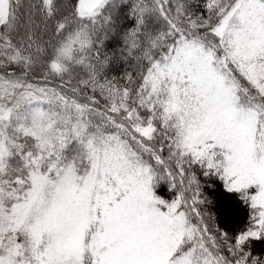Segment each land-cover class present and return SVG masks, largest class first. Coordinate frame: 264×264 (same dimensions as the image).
I'll list each match as a JSON object with an SVG mask.
<instances>
[{
    "label": "snow or ice",
    "instance_id": "snow-or-ice-1",
    "mask_svg": "<svg viewBox=\"0 0 264 264\" xmlns=\"http://www.w3.org/2000/svg\"><path fill=\"white\" fill-rule=\"evenodd\" d=\"M0 264H264V0H0Z\"/></svg>",
    "mask_w": 264,
    "mask_h": 264
},
{
    "label": "trees",
    "instance_id": "trees-1",
    "mask_svg": "<svg viewBox=\"0 0 264 264\" xmlns=\"http://www.w3.org/2000/svg\"><path fill=\"white\" fill-rule=\"evenodd\" d=\"M241 219H243V217L241 216ZM237 227L241 226L239 222H237L236 224ZM257 251H259V246L257 247Z\"/></svg>",
    "mask_w": 264,
    "mask_h": 264
}]
</instances>
